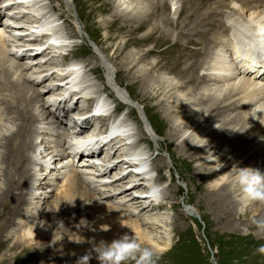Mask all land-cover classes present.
I'll use <instances>...</instances> for the list:
<instances>
[{"label":"bare ground","instance_id":"obj_1","mask_svg":"<svg viewBox=\"0 0 264 264\" xmlns=\"http://www.w3.org/2000/svg\"><path fill=\"white\" fill-rule=\"evenodd\" d=\"M1 2L3 8L0 9V14L5 12L8 16H5L1 21L3 23H0V99L2 101L0 103L6 105L4 110L9 112V115L15 113V116H8L9 118L6 119L0 112V146L4 149L3 162L7 167L3 174L6 187L0 190V230L5 231L18 219L20 221L17 225L35 219L44 205L39 204L41 199L44 201L47 197H53L44 219L33 225L34 227L25 228L21 235L16 237L12 247H20L27 236L35 233L40 240H44L41 247L48 243L53 250L56 247L48 235L51 233V238L54 239V236H64L65 233H69L70 237H75L74 240H83L77 245L86 250L81 256V260L86 262L89 255L97 256L94 249L102 242L110 244L124 235L138 239L139 243L143 242L149 238V232L143 229L137 220L129 218L134 214L133 209L130 210L129 206H121L118 201L116 203L112 199V196H115L112 192H119L118 186H115L116 188L113 186L114 182L118 184L117 179L123 177L124 172H131L132 178L129 182L131 186L137 185L135 182L138 179H142L144 183V178L141 176L149 175L151 172L146 166L149 155L141 149L142 147H123L132 143L137 145V141L134 143L135 138L133 139L136 133L133 134L132 124L122 118L123 113H117V109L123 106L117 102L118 105L112 108L115 103L107 98L108 95L104 96L105 87L96 90L98 93L92 91L95 85L89 81L91 79L86 78L87 74L82 61H72L65 67L61 64L62 68H60L61 65L54 63L59 54L67 53L66 48L71 46V42L67 41L68 34L59 23L60 18L56 16L54 8L44 6L45 0H2ZM134 2L133 0H109L107 5L111 7L113 18L137 23L140 25V27L135 26L138 29L150 24L148 33L143 34L145 36L139 38V42L155 43V47L149 44L146 54L156 50L159 60L157 59V63H150V70L142 71L138 85L141 88H147L155 79L150 71L156 69L157 72L165 70L161 73L176 70L184 77L181 85H178V82L174 84L175 79L171 78L170 86H173L170 90L173 89L176 95L174 97L170 95L172 97L168 101L170 106L168 104V108H165L163 112L169 108H175L166 115L168 119L175 113V121L180 122L178 129L173 128L175 130H172L173 136L183 137L189 131L199 138L196 145L200 153L192 155V158L203 162L205 169L200 177L206 180L207 193L215 198L216 203L222 206L221 208L231 211L237 203L235 199H226L229 198L225 189L226 181L233 174L241 172L242 169L238 167L248 166L251 163L254 174L255 170L264 174L263 160L261 163L259 160L251 162L254 155L264 154V0H186V5L192 9L189 10L190 14L187 17L189 22L185 23L184 30L181 32V36L186 35V39L179 42L171 41L169 34L159 35L158 39L152 35L154 25L151 21L159 17L160 11L167 16L166 20H168L169 14H165L166 2L163 0H157V2L141 0L136 4ZM148 4L151 10L149 12L144 10ZM171 4L170 15L172 11H176L177 5L172 0ZM8 5L12 6L7 8ZM202 8L205 10L201 11ZM78 16L80 19L79 12ZM21 17L19 22L17 18ZM11 19L15 20L11 22ZM215 21L221 24L222 31L212 39L213 34L211 30H207L206 26L215 24L213 23ZM23 22H27V25ZM28 29L36 30L37 34L30 32L26 36ZM81 30L87 33L83 26ZM34 38L40 42L32 41ZM44 39L47 41L45 42ZM191 45L194 48H191ZM38 46H42L40 53L36 49ZM158 47L162 48L157 49ZM38 54L41 55L37 56ZM16 56L23 57L25 61L17 60ZM98 56L95 58L98 60V66L102 64L105 69L103 70L108 85L112 84L114 89L117 88L116 95L122 102H131L136 105L141 114L140 118L142 117L141 121L146 120V129L158 135L146 108H142V105L135 102L138 100L118 82L121 70L114 73L108 60L103 59L101 55ZM192 56L195 60L188 64L187 61ZM94 69L97 68L94 67ZM196 75L199 76L195 78ZM41 77L49 79L44 85V91L35 85L42 79ZM54 85H58L61 88L60 91L55 93ZM189 85H194L192 88L194 93L196 90H202V92L184 93L183 90ZM168 87V84L163 87L162 93L165 96L170 91L167 90ZM28 92L31 93L28 94ZM91 93H97L94 97L96 99L90 96ZM57 94L61 95L51 99ZM188 94L192 95V101H189L191 96L185 99ZM197 94L199 96H195ZM43 96L47 98L44 99ZM76 98L77 101L82 98V108H79V112L73 110L74 112L71 113L68 112L70 107H66L64 110L72 115L65 116L66 112L62 111V108L71 104ZM88 99L90 102L86 104ZM50 102L53 106L48 108ZM189 102L190 105L186 106ZM205 104L208 108L202 109ZM88 109L92 111V114L94 113L92 116L98 118L95 120L97 124L93 130L85 132L86 124L90 122L91 112H87ZM233 112H236L234 116L224 118L225 114L229 115ZM59 114L62 116L60 120H64L67 126L56 121ZM221 117L224 119L223 127L240 124V120L243 119L242 124L235 131L236 136L220 139L222 137L217 135V129L221 128V124L218 125V122L222 120ZM73 124L75 127H71ZM181 124L184 126L180 127ZM2 126L6 128L2 129ZM79 132L82 136L78 134ZM68 133L70 134L67 135ZM237 134L240 136L237 137ZM62 135L66 138L70 137L69 140L73 139V136L80 139L81 142L75 143L82 145L84 152L92 157L86 158V162L75 161L79 155L75 153L72 144L68 148L63 145ZM128 141L130 143H126ZM185 141L183 139V142ZM253 141L254 143L248 147ZM98 145L105 146L103 148L108 157L107 161L104 159L105 163L109 162L110 167L113 168H116V165L122 166V169L117 171L118 175L122 173L117 175L118 178L114 173L112 180L104 181L110 177L107 176L105 163L104 166L101 165L99 172H94L93 169L97 165V159L94 158L98 157L95 156L99 151ZM30 150L31 155L26 153ZM115 151L122 153L118 155L119 157H111V152ZM230 153L235 154L228 157ZM117 160H120V163H116ZM26 162L31 164V170L24 165ZM157 170L160 172L163 170L162 164L157 165ZM16 174H19L20 178L28 175L30 177L22 183L15 178ZM50 174H52L51 177H48ZM160 177L162 178L163 175L161 174ZM45 179L50 181H45L47 186L39 193V185ZM152 181L154 180H150L148 184ZM21 184L29 185L30 191L26 193L27 196L20 192ZM126 186L124 185L125 188ZM134 192L141 195L140 192ZM45 202L49 204V201L45 200L43 203ZM253 226H262L264 229V216L254 222ZM4 244V240L0 239V250ZM168 247L169 242L166 241L164 247L158 248L163 250ZM28 250L24 248L15 255L13 264L33 263L30 261L35 260L34 250ZM74 260H76L75 256H72L69 263H76ZM96 261L99 260L96 258Z\"/></svg>","mask_w":264,"mask_h":264},{"label":"rangeland","instance_id":"obj_2","mask_svg":"<svg viewBox=\"0 0 264 264\" xmlns=\"http://www.w3.org/2000/svg\"><path fill=\"white\" fill-rule=\"evenodd\" d=\"M1 1L2 0H0V9L3 8ZM107 1L109 0H74V2L73 0H45L44 6H52L54 8L56 16L60 18L59 23L63 26L62 28H64L65 33L68 34L69 39L67 41L71 42V46L66 48L67 53L59 54L56 58L57 61L54 60V63L57 65L63 64L65 67L66 64L68 65L72 61H82L86 71L85 74H87L86 78L91 79L89 81L95 85V87L93 86L92 91L97 92L96 90L105 87V90L103 91L104 96L106 97L108 95L107 98H110L109 100H113L115 103L112 105V108H115L118 103L124 107L117 109V113H123L124 116L121 115V117L123 116L122 118L127 119L128 122L132 124V127L134 128L133 134L136 133L133 136V139L135 138L134 143L137 141L136 144L138 146L132 143L131 145L126 144L123 147H142L141 149H144V151L149 155L147 158L146 154L148 163L146 166L151 172L149 175L141 176V178H144V183H142V179H138L135 182L137 185L131 186V183H129L132 178L131 172H124L122 175L123 177L117 179L118 184L114 182L117 185L114 184L113 186H118L117 188H119V192L113 190L114 192L112 193L115 196H112V199L116 203L118 201L121 206H129L130 210L133 209L134 214L130 215L129 218L137 220L141 227L149 232V238L145 239L140 244L143 248H149L152 250L154 254L152 257V264H264V252L260 250L264 247V229H262V226H253L254 222L264 216V201L248 199L245 196L242 187L240 188L241 176L248 175L249 178H251L252 176L250 175L254 174V169L251 168L252 164L250 163L248 166L244 167L239 166L238 168L242 169L240 172L241 174H233L231 178L226 181L227 183L225 189L229 195V198L226 199H235L237 204L231 211L221 208L222 206H219L216 203L215 198L208 195L206 180L200 177L205 169L203 167V162L192 158V155L200 153L198 146L196 145L199 138H196L197 136L193 135L189 131L186 135H183V137H179L178 135L173 136L172 130H174V127H176L175 129H178L180 122L179 120L175 121V113L173 114V117L168 119L166 118V115L167 113L175 110V108L172 107L166 112H163L165 108H168V104L170 106V102L168 101L176 95L173 89L170 90L173 86H170L171 78L175 79H172L174 84L178 82V85H181V82L184 81V77L176 70L169 73H161L165 72V70L157 72L156 69L152 70L153 72L150 71L152 76L155 78L150 82V85L147 88L139 87L138 83L140 81V74L142 71L144 72L146 69L150 70V63H157L159 60L156 50L146 54V50L150 46L149 44H152L153 47H155V43L139 42V38L145 36L143 34L148 33V26L150 24H147L146 27L138 29L140 25H137V23H129L128 21H121L118 20V18H113L111 16V7L107 5ZM133 1H135L134 4H136V2H140L141 0ZM163 1L166 2L165 14H169L168 20L170 18V21L166 20L167 16L164 15V13L162 14L160 11L159 17L151 21V24L154 25V34L152 35L158 39L159 35L169 34L170 39L173 42L185 40L186 35L181 36V32L184 30L183 26L185 23L189 22L187 17L190 14L189 10H191L192 7L186 5V0H172L177 5L175 7L176 11H172L170 15L172 5L171 0ZM154 2H157V0H154ZM11 6L12 5H8L7 8H10ZM47 9L48 8H46V10ZM144 10L148 12L151 11L150 5L148 4ZM203 10H205V8H202L201 11ZM77 11L81 15L80 19H78L79 16ZM182 11L184 12L182 13ZM5 16H8V13L1 12L0 23H3L1 21ZM17 19L20 22L22 17ZM12 20L15 19H11V22ZM23 23L27 25V22ZM213 23L215 24H209L206 26L207 30H211L213 34L212 39L218 34V32L222 31L220 23L216 21ZM120 25L123 26L120 27ZM29 26L31 27V25ZM82 26L88 34H85L84 31L81 30ZM19 28H24V26H19ZM30 32L37 34L36 30L28 29L26 30L25 35L28 36L27 34H30ZM21 35L24 36V34ZM34 40L39 41L36 38L32 39V41ZM44 41L46 42L47 39H44ZM46 47H48V45H46ZM190 47L194 48L193 45ZM41 48L42 46L36 47L38 52ZM161 48L158 47L157 49ZM256 53H259V51H256ZM39 55L41 54H38L37 56ZM98 55H101L103 59L108 60L110 66L112 65L111 67L114 69V73H118V71L121 70L120 75H118V82L122 88L125 86L132 96L138 100L135 102L142 105V108H146L151 117L152 126H154L156 132H158V135L150 139V134H146L143 130L142 122L139 118L137 110L131 106L120 103L116 99V93L114 94V91L112 90L114 85H108L109 83H107V80L105 79L104 67L102 64H99L98 66V60L95 58ZM16 58L17 60L25 61L23 57L19 58L16 56ZM133 60L134 62L131 63ZM194 60L195 57L192 56L188 59L187 63L190 64ZM94 67L97 69L95 70ZM60 68H62V65ZM179 69H181V67ZM138 70H140V72H138ZM198 76L196 75L195 78ZM47 80H49L47 77H43L35 84L36 87L44 91V85ZM164 82L165 84L163 85ZM167 84L169 85L167 90L170 91L165 96L164 93H162V90ZM109 86L112 87V89ZM54 87L56 88L55 93L61 89L58 85H54ZM190 88H194V85L187 86L183 90L185 91L184 93L190 92L195 94L198 91L199 93L202 92V90H196L194 93V90H191ZM29 93L31 92H28V94ZM97 93H91L90 96L94 98ZM59 95L61 94H57V96L51 99H55ZM169 96L170 98H168ZM195 96H199V94ZM47 97L43 96L44 99ZM91 97L90 99H93ZM90 99L86 101V104L90 102ZM185 99L192 101V95L188 94ZM64 103L65 105H68L67 102ZM49 105L50 106H48V108L53 106L51 102ZM189 105L190 102L186 104V106ZM5 106L6 105L4 103H0L1 116H4L3 118L6 117V119L9 118L8 116H15V113L9 115V112L4 110ZM82 106V98L78 101L76 98V100L71 104L64 106L62 111H65L64 108L70 107L68 112L72 113L73 110L79 112V108H82ZM161 106L163 108H161ZM186 106H184V108ZM206 108H208L207 104L203 105L202 109ZM87 112L91 113L90 122L86 124L87 129L85 132L93 130L94 126L97 124L95 120L98 118L92 116L94 113L92 114L90 109H88ZM71 113L66 112L65 116L70 117L72 115ZM235 114L236 112L231 114L229 113V115L225 114L224 118H230ZM241 116H243V114ZM60 118H62V116L59 114L56 121L67 126L66 122L64 120H60ZM48 119H50L49 116ZM221 119L222 120L218 122V125L221 124V128L217 129V135L222 137L220 139L223 140L227 138V136L231 138L236 136L235 131H237L239 125L242 124L243 119L240 120V124L226 125V128L223 127V117H221ZM17 122L20 123L18 120ZM4 124H6V122ZM181 126L183 127L184 125L181 124L180 127ZM71 127H75V124ZM5 128L2 126V129ZM14 128H17V126H14ZM69 134L70 133L67 135ZM78 134L81 135L82 133L79 132ZM239 136L240 135L237 134V137ZM62 138L63 145L67 146V138L69 139L70 137ZM183 139L186 141L183 142ZM70 140H72L71 144L75 153L79 155L75 161L78 163L83 161L86 162V158L92 157L88 156L89 154L84 152L82 145L75 143L76 141H80V139L73 136V139ZM126 143H130V141ZM253 143L254 141L249 143L248 147H250ZM98 147L99 151L95 154V156L98 157H93L94 159H97V165L93 169L94 172H99L102 168L101 165L105 163L104 159L106 161L108 159V157H106V150L103 148L105 146L98 145ZM248 147H246V149ZM3 153L4 149L0 146V190L6 187V183H4L5 176H3V174L6 172L5 169H7V167L3 162ZM26 153L31 155L32 151H26ZM121 153L122 152L119 151H115L114 153L111 152V157H119ZM233 154L235 153H230L228 157H231ZM120 160H117L116 163H120ZM257 160H259L260 163L262 160L264 161V154L254 155L251 162L253 163ZM159 164H162L163 166V170H161V172L160 170H157V165ZM24 165L31 170V164H27L26 162ZM104 165L107 168V176H110L104 180L105 182L112 180L114 173L118 178L121 173L120 172L118 175V172L122 169V166L120 167L119 165H116V168H113L110 167L109 162H106ZM207 168L210 169L209 167H206V169ZM161 174L163 175L162 178L160 177ZM51 175L52 174L48 177H51ZM19 176V174H16L15 178L21 180L22 183L27 181L30 177V175L21 178ZM96 176L98 177L97 174ZM149 179L154 181L148 184L150 181ZM45 181H50V179H45L43 181L44 184L42 183L39 185V193H41L42 190L44 191V187L47 186ZM157 183L159 188H157L153 197H149V187L153 184L157 185ZM124 185H127L126 188ZM20 186V192L24 196H27L26 193L30 191L28 188L29 185L21 184ZM134 191L140 192L141 195ZM132 197H136V199H132ZM45 200L49 201V204L48 202L43 203ZM45 200L43 201L41 199L39 204L44 205H42L41 213H39L35 219L17 225L20 221L17 218L18 220H16L17 222L13 224L14 226H10L3 232L2 229L0 230V239L5 242L4 246L0 250V264H13V257L19 254L24 248H26V250L29 249L28 251L34 250L35 262L31 260L30 262H33L31 264H70L69 261L72 259V256H75L76 259L74 260L76 262L74 264H100L99 261H96L97 256L94 257L92 254L89 255V257H91L90 260H87L86 262H84L83 259L81 260V256L86 252V250H84L82 246L77 245L74 241L75 237H70L69 233H65L64 236H54V239L51 238V233L48 235L49 239L53 240V243L55 244L56 248L53 250L50 249V244L48 243L41 247V243H43L44 240H40L37 236H35V233L27 236V238L23 240L20 247H12L15 244L16 237H19L25 228H30L37 224V222L41 219H44V215L48 207L51 205L53 197H47ZM11 206L12 205H10V207ZM166 241L169 242V247L163 250L159 249L158 247H164ZM123 264H136V261L129 259L124 261Z\"/></svg>","mask_w":264,"mask_h":264},{"label":"clouds","instance_id":"obj_3","mask_svg":"<svg viewBox=\"0 0 264 264\" xmlns=\"http://www.w3.org/2000/svg\"><path fill=\"white\" fill-rule=\"evenodd\" d=\"M240 183L248 199L264 201V174L260 173L259 170H255V174L251 178L248 175H242ZM157 188L158 186L152 185L148 196L153 197ZM74 241L81 243L83 240ZM260 250L264 252V247ZM94 251L97 253L96 258L100 264H123L124 261L129 259L135 260L136 264H152V257L154 255L151 249L143 248L138 239H133L128 235H124L119 240H114L110 244L102 242L95 247Z\"/></svg>","mask_w":264,"mask_h":264},{"label":"water","instance_id":"obj_4","mask_svg":"<svg viewBox=\"0 0 264 264\" xmlns=\"http://www.w3.org/2000/svg\"><path fill=\"white\" fill-rule=\"evenodd\" d=\"M81 39H82V37H81ZM144 124H146V120L144 119Z\"/></svg>","mask_w":264,"mask_h":264}]
</instances>
